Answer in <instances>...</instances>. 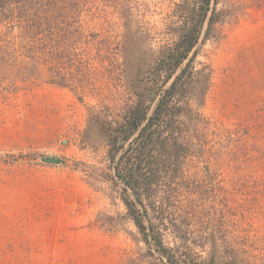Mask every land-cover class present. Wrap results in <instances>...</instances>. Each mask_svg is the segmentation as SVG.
<instances>
[{"label":"rangeland","instance_id":"obj_1","mask_svg":"<svg viewBox=\"0 0 264 264\" xmlns=\"http://www.w3.org/2000/svg\"><path fill=\"white\" fill-rule=\"evenodd\" d=\"M103 1L87 14L101 19L113 42L100 53L112 72L101 80L100 96L44 85L2 99L6 54H0V264H160L121 202L106 122L125 103L151 99V69L159 50L175 43L187 1ZM218 10L222 24L199 47L181 119L210 133L219 122L232 128L251 117L264 131V0H220ZM41 64L40 75L48 79L50 68ZM70 73L61 71L68 84L80 80ZM42 157L62 163L46 165ZM192 166L193 173L202 164ZM214 183L230 199L225 168Z\"/></svg>","mask_w":264,"mask_h":264},{"label":"trees","instance_id":"obj_2","mask_svg":"<svg viewBox=\"0 0 264 264\" xmlns=\"http://www.w3.org/2000/svg\"><path fill=\"white\" fill-rule=\"evenodd\" d=\"M99 1L0 0V54H6L1 98L26 96L44 85L100 96L101 80L112 75L100 53L113 42L101 19L87 15ZM185 1L177 39L159 50L151 69V99L125 103L106 122L113 180L160 264H258L264 262V131L251 117L232 128L219 122L210 133L181 119L199 47L222 24L220 0ZM78 51L95 56L83 60ZM42 59L48 79L40 75ZM62 70H73L70 76L80 80L68 84ZM224 168L230 199L214 183Z\"/></svg>","mask_w":264,"mask_h":264},{"label":"water","instance_id":"obj_3","mask_svg":"<svg viewBox=\"0 0 264 264\" xmlns=\"http://www.w3.org/2000/svg\"><path fill=\"white\" fill-rule=\"evenodd\" d=\"M40 162L46 165H55V166L60 165L62 163L60 159L51 158V157H42L40 158Z\"/></svg>","mask_w":264,"mask_h":264}]
</instances>
